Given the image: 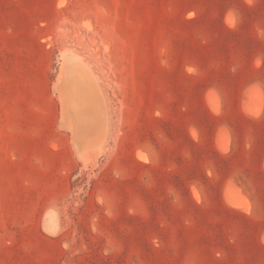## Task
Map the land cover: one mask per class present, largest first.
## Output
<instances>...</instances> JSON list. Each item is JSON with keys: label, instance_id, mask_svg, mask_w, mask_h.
Segmentation results:
<instances>
[{"label": "rangeland", "instance_id": "1", "mask_svg": "<svg viewBox=\"0 0 264 264\" xmlns=\"http://www.w3.org/2000/svg\"><path fill=\"white\" fill-rule=\"evenodd\" d=\"M0 264H264V0H0Z\"/></svg>", "mask_w": 264, "mask_h": 264}, {"label": "bare ground", "instance_id": "2", "mask_svg": "<svg viewBox=\"0 0 264 264\" xmlns=\"http://www.w3.org/2000/svg\"><path fill=\"white\" fill-rule=\"evenodd\" d=\"M228 16H229V14H228ZM233 18H234V17H233ZM226 19H227V18H226ZM228 20L231 21V17H229ZM226 22H227V21H226ZM231 22H233V19H232ZM91 65H92V64H91ZM94 71H95V70H94ZM96 71H97V70H96ZM103 85H104V84H103ZM250 85H251V84H250ZM253 85H255V84H252L251 88H255ZM257 86H258V85H257ZM258 88H259V87H258ZM246 89H247V87H246ZM104 91H105V90H104ZM254 91H255L256 93L252 94L251 92H249V90H247V92H249V93L252 94V95L249 94V96L251 95L252 97L250 96L251 98H248L249 96L246 95V96H248L247 98H248V100H249L248 104L246 103V104H247L246 109H247L248 111H250V112H254V115H255V112H257V111H259V110L261 111V104H262V102L260 101L259 93H258V92L261 91V90L257 91V89H256V90H253V92H254ZM105 92H106V91H105ZM211 92H213V93L215 94L214 91H210V92H208V93H207V102L212 106V107L210 106L211 108H213L212 110H215V111H216V109H217V111H218V108H219L218 98H217L216 94L214 95V94H212ZM245 92H246V91H245ZM247 92H246V93H247ZM209 93H210V94H209ZM243 95H244V94H243ZM253 95H254V96H253ZM106 96H107V94H106ZM215 96H216V97H215ZM244 96H245V95H244ZM246 96H245V97H246ZM245 97H244V98H245ZM247 98H245V99L247 100ZM106 99H107V98H106ZM246 100H245V101H246ZM108 101H109V100H108ZM245 101H244V102H245ZM244 102H243V103H244ZM243 103H242V104H243ZM107 104H108V103H107ZM217 106H218V108H217ZM82 108H83V107H82ZM108 109H109V108H108ZM86 110H87V109H86ZM244 110H245V109H244ZM215 111H214V112H215ZM245 111H246V110H245ZM245 111H244V112H245ZM260 111H259V112H260ZM92 113H93V112H92ZM247 114H249V113H247ZM257 114H258V113H257ZM257 114H256V115H257ZM249 115H250V114H249ZM251 115H252V114H251ZM91 117H92V116H91ZM87 118H88V117H87ZM82 119H83V118H82ZM109 119H110V118H109ZM223 129H224V128H223ZM220 130L222 131V133H219V131H218V133H219V135H221V139L224 140V142H225V144H226V142H227L226 140H227V139L225 140V138H226L229 134L225 131L226 129L222 130V129L220 128ZM221 131H220V132H221ZM223 131H225L228 135H227V134L225 135V134H224L225 132H223ZM106 138H107V137H106ZM216 139H217V141H216V143H217L218 140H219V138L216 137ZM220 141H221V140H219V144L221 145L222 142H220ZM224 142H223V143H224ZM220 145H217V146H219L221 149H223V151H224V148H222V147H223V146H225V147L228 146V145H224V144H223V146L221 145V146H222V147H221ZM102 147H104V146H102ZM217 148H218V147H217ZM104 152H105V151H104ZM104 152H103V153H104ZM94 155H95V154H94ZM141 158H142V157H141ZM227 184H228V183H227ZM232 184H233V183H232ZM225 190H226V189H225ZM235 190H236V188H235ZM230 191H231V192H228V191H227L228 193L226 192V193L228 194V196H229V193H230L231 196H232L233 194H236V193H232V191H234V189L231 190V188H230ZM231 196H229V197H231ZM236 197H237V196H236ZM236 197H235V198H236ZM225 198H226V197H225ZM225 198H224V199H225ZM233 198H234V197H233ZM229 201H231L232 203H234V202H233L232 200H230V199H229ZM236 201H237V200H236ZM242 202H243V201H242ZM233 205H234V204H233ZM236 205H238V204H236ZM244 206H246V205H244ZM243 208H244V207H243ZM239 209H240V208H239ZM245 209H246V208H245Z\"/></svg>", "mask_w": 264, "mask_h": 264}, {"label": "water", "instance_id": "3", "mask_svg": "<svg viewBox=\"0 0 264 264\" xmlns=\"http://www.w3.org/2000/svg\"><path fill=\"white\" fill-rule=\"evenodd\" d=\"M74 55H75L76 57H78V59H79L80 61H82L81 58H80L77 54H74ZM98 91L100 92L101 90L98 88ZM100 93H102V92H100ZM102 99H103V97H102ZM102 104L105 105V100H104V99L101 101V105H102ZM99 147H100V146H99ZM99 147L96 146V147L93 149V151H94V152H98Z\"/></svg>", "mask_w": 264, "mask_h": 264}]
</instances>
